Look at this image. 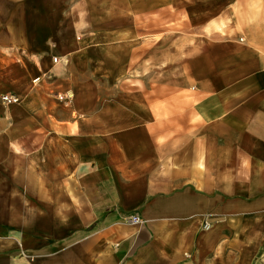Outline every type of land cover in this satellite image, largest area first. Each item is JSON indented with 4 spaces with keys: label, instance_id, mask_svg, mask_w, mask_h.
I'll return each instance as SVG.
<instances>
[{
    "label": "crops",
    "instance_id": "crops-1",
    "mask_svg": "<svg viewBox=\"0 0 264 264\" xmlns=\"http://www.w3.org/2000/svg\"><path fill=\"white\" fill-rule=\"evenodd\" d=\"M126 2L0 0V264H264V0Z\"/></svg>",
    "mask_w": 264,
    "mask_h": 264
},
{
    "label": "rangeland",
    "instance_id": "rangeland-1",
    "mask_svg": "<svg viewBox=\"0 0 264 264\" xmlns=\"http://www.w3.org/2000/svg\"><path fill=\"white\" fill-rule=\"evenodd\" d=\"M98 3L101 0H95ZM122 2V7L127 6V2L124 3V0H120ZM175 6V4H174ZM174 13L171 15H136L134 16V22L138 24H142L144 27L146 24L153 23L156 24L157 28H162L165 22H168L169 26H172V36L175 39L180 38V35L185 34L189 39V44L194 45L192 43L193 40H196L199 34H202L203 30H198V24H208L213 22L212 19H216V16L213 15H190V14H180L176 11H179V8L174 7ZM116 16V15H113ZM234 18V17H232ZM159 32V31H158ZM142 34H147L148 31L142 30L140 31ZM211 33V32H210ZM143 37V36H142ZM141 37V38H142ZM159 37V36H158Z\"/></svg>",
    "mask_w": 264,
    "mask_h": 264
},
{
    "label": "built area",
    "instance_id": "built-area-1",
    "mask_svg": "<svg viewBox=\"0 0 264 264\" xmlns=\"http://www.w3.org/2000/svg\"><path fill=\"white\" fill-rule=\"evenodd\" d=\"M53 61L56 62L57 61V57L53 58ZM59 99H63L62 96L59 97ZM1 101L5 104H12V103H16L18 101L17 96L13 95V94H2L1 95ZM129 219L132 222H141L140 218L136 215H130Z\"/></svg>",
    "mask_w": 264,
    "mask_h": 264
}]
</instances>
